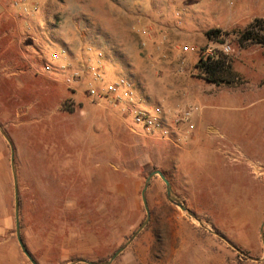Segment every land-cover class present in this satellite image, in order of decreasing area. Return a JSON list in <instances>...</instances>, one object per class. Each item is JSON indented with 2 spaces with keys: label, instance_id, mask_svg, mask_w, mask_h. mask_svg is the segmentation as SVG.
I'll use <instances>...</instances> for the list:
<instances>
[{
  "label": "rangeland",
  "instance_id": "obj_1",
  "mask_svg": "<svg viewBox=\"0 0 264 264\" xmlns=\"http://www.w3.org/2000/svg\"><path fill=\"white\" fill-rule=\"evenodd\" d=\"M57 5L64 23L56 31L76 45L70 64L76 67H68L83 70L81 79L68 88L70 71L59 72L61 64L53 62L51 90L38 84L18 101L9 98L12 84L0 82L6 105L0 126L14 150L20 235L34 261H108L145 220L141 191L148 175L160 171L170 198L155 176L146 189L148 223L111 264H264V48L240 47L235 36L264 18V0ZM80 15L92 17L86 22ZM210 30L220 36L208 41ZM223 43L232 48L238 82L216 87L193 66L199 52L219 53ZM50 55L29 62L38 68ZM94 68L102 73L99 84L91 79ZM118 77L134 85L136 108L163 109L168 137L132 127L126 103L87 97L90 84L103 88ZM188 107L194 109L191 132L172 123ZM10 156L0 133V264H31L15 234Z\"/></svg>",
  "mask_w": 264,
  "mask_h": 264
},
{
  "label": "crops",
  "instance_id": "obj_2",
  "mask_svg": "<svg viewBox=\"0 0 264 264\" xmlns=\"http://www.w3.org/2000/svg\"><path fill=\"white\" fill-rule=\"evenodd\" d=\"M14 1L21 2L23 0H0V82L9 81L12 84L8 91L11 93L9 98L18 101L20 93L25 89H34L40 84V89L51 90V82L57 81V79L51 78V74L42 73L39 70L40 66L36 68L29 61L36 62L34 59L40 58L41 54L48 58L52 49L57 52L65 50L66 54H60V58L56 62L67 65L71 69L75 68L76 66L71 65L75 60L72 58H75L76 45L71 43V40L67 41L68 39L64 38L63 33L58 34L56 31L62 29L64 23L63 16L59 12L61 8L57 2L63 4L65 0H55L56 2L41 0L38 4L40 5L39 13L38 5L31 3L30 0L25 5L20 3L17 6L14 5ZM89 7L92 10L95 9L90 3ZM80 16L86 22L92 17V15ZM87 26L91 25L87 23ZM102 31L103 28L98 26L97 32ZM45 41L46 47L44 46ZM82 57L80 59H83ZM47 62H50V58ZM30 82L33 83V86L30 85ZM0 106L6 107L3 102H0ZM214 108L217 109V107ZM197 116L198 114L195 118Z\"/></svg>",
  "mask_w": 264,
  "mask_h": 264
},
{
  "label": "built area",
  "instance_id": "obj_3",
  "mask_svg": "<svg viewBox=\"0 0 264 264\" xmlns=\"http://www.w3.org/2000/svg\"><path fill=\"white\" fill-rule=\"evenodd\" d=\"M28 0L23 1H14V5L17 6L20 3L23 5L26 4ZM26 11V9H24ZM183 50L188 51V48H184ZM191 51L193 49H190ZM220 53L223 55L229 56L232 53V48L228 43H223L220 45ZM59 54H66L65 50H61L58 53H54L50 56V62L43 63L39 68V70L44 74H52L54 71V67L51 63L56 62L59 59ZM101 54H98L100 57ZM199 56H209L215 57V52L212 49H207L205 51L199 52ZM58 71L63 73L65 71H70L69 74L64 79V84L70 88L75 83H77L81 79V74H83V70H69L67 65H60L58 67ZM85 72H88L89 69H85ZM90 75L93 83L99 84L102 82V73L99 69H91ZM90 84L86 95L92 102H99L106 98H110L116 103H126V106L123 108L124 112L130 116L131 125L136 129H140L141 131H145L149 134H156L160 138H166L169 135V131L166 127V118L164 116L163 109L159 107H155L151 110H143L140 108H136L135 105L132 104V97L134 95V85L131 80L125 77H118L114 81L105 85L103 88L97 87ZM194 117V109L192 107H188L180 111L173 118L172 123L175 127H185L187 132H191L194 130L195 125L193 123ZM131 131H134L131 129Z\"/></svg>",
  "mask_w": 264,
  "mask_h": 264
},
{
  "label": "trees",
  "instance_id": "obj_4",
  "mask_svg": "<svg viewBox=\"0 0 264 264\" xmlns=\"http://www.w3.org/2000/svg\"><path fill=\"white\" fill-rule=\"evenodd\" d=\"M219 36L220 31L218 30H210L205 33L208 41H213ZM235 36L240 47L258 45L264 48V18L254 19L244 29L236 30ZM193 71L207 84L216 87L229 86L238 82V77L232 70L230 59L220 52L215 53V57L199 56L193 66ZM21 239L24 243L22 236Z\"/></svg>",
  "mask_w": 264,
  "mask_h": 264
},
{
  "label": "water",
  "instance_id": "obj_5",
  "mask_svg": "<svg viewBox=\"0 0 264 264\" xmlns=\"http://www.w3.org/2000/svg\"><path fill=\"white\" fill-rule=\"evenodd\" d=\"M0 133L1 135L4 137V139L7 141L9 147H10V151H11V156H10V163H11V171H12V176H13V185H14V217H15V234H16V239L17 242L19 244V247L22 251V253L24 254V256L28 259V261L31 264H37L34 259L31 257V255L29 254V252L27 251L22 239H21V235H20V223H19V199H18V191H17V180H16V172H15V167H14V150L12 147V144L9 140V138L7 137V135L5 134V132L3 131V129L0 126ZM159 177L163 183L165 184V188H166V195L168 198H170L171 196V188L169 185L168 180L165 178V176L163 175L162 172L160 171H154L152 173H150L145 181V185L141 191V200H142V204L144 207V211H145V220L143 221V223L138 227V229L136 230V232L129 238V240L127 241V243L120 247L117 251H115L113 253V255L110 257V259L106 262H98V263H93V262H87V261H82V260H78L73 262L72 264H78V263H85V264H111L123 251L124 249L133 241V239L137 236L138 233H140L141 230H143V228L146 226V224L148 223L149 220V209H148V205H147V201H146V189L150 183V181L155 177ZM178 207L182 210V211H186L187 213H190L188 210H186L184 207H182L181 205H178ZM263 227H264V221L261 227V240L263 243V247H264V234H263ZM218 236V235H217ZM219 238L223 239L222 237L218 236ZM228 245L235 249L229 242H227ZM257 261L256 259H252Z\"/></svg>",
  "mask_w": 264,
  "mask_h": 264
}]
</instances>
